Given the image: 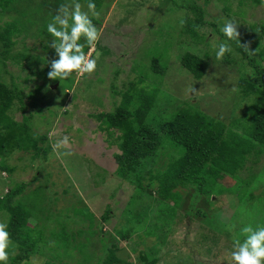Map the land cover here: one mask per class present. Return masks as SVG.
<instances>
[{"label": "rangeland", "instance_id": "374dc122", "mask_svg": "<svg viewBox=\"0 0 264 264\" xmlns=\"http://www.w3.org/2000/svg\"><path fill=\"white\" fill-rule=\"evenodd\" d=\"M177 1L95 0L97 10L101 11L100 17L93 19V23L100 31L96 50L101 53V56L97 60L96 71L91 75H73L68 80H47L39 76V80L33 77L30 79L31 83H28L23 82V78L30 71L27 69L23 71L20 67L21 63L18 64L9 59L5 62L4 68L0 67V80L8 84L11 82L18 84L24 89L25 95L35 86H42L41 93L35 98L23 99L24 104L27 105L24 112L14 106L11 113L15 121H21L23 116H27L32 131L46 135L53 151L52 155L46 158L45 165L44 160L39 162L31 158L32 154L23 152H13L2 159V162L13 171L9 177L6 173L0 172V180H4L0 183V195L6 193L8 185L12 187L15 184H27L37 177L32 184L26 185V190L19 197L32 208L35 217L32 220L39 224L38 230L45 234L40 241L39 253L30 258L28 264L69 263V260L64 258L75 260L74 251L82 258L81 253H84L82 247H86L87 255L86 262L83 264H93L105 255L103 244L109 247L114 243L119 250L117 256L129 264H141L138 260L139 254L144 253L150 256L153 250H156L157 255L152 257L159 259L157 264H228L232 234L226 231V226L234 223L238 230L248 223L254 226L257 223L264 224V166L262 164L259 172L254 170L253 174L247 176L248 182L255 180L253 188L245 187L246 193L252 194L250 202L242 200L233 203L230 207L232 197L230 194L227 192L220 194L217 192L218 188L208 191L203 184L199 183L192 188L182 190L183 195H186L188 191L199 194L193 196L196 202L200 194L211 196V203L205 207L200 203L202 200H199L197 207H202L205 211L201 218L192 220L190 223L184 216L178 220L180 221L177 227L179 234L171 238L175 244L162 246L157 244L155 237L145 234L150 225L152 212L148 213L146 221H143L139 228L129 223L133 226L129 240L117 239L113 234V230L117 227L118 229L127 227L132 217L125 216L128 206L125 205L127 194L123 191H118L114 203L110 204L111 191L115 189V183L119 181L116 176L117 179L109 175L116 169L113 155L117 153V150L114 146L109 147L105 142L106 135L98 129V123L92 115L95 112L110 111L113 108L108 87L117 72L120 73L116 81L118 86L134 80L133 77H142L150 68L151 58L162 59V53L175 68L178 67L176 54L177 52L183 54L184 51L179 47L182 40L178 38L184 15L177 9ZM16 2L14 12H8V17L6 15L3 21L18 20L29 37L18 38L12 53H23L26 47L28 55L34 60V62L31 61L35 66H33L34 70L48 71L50 62L55 56L49 46L51 38L46 32V25L64 0H16ZM80 2L85 5V0ZM220 10L221 4L217 0H211L206 7L208 17L222 16ZM259 20H264V8L249 11L245 17L246 22ZM246 25L240 23L237 26L238 32L242 31ZM186 42L190 44L193 51L204 50L200 45L194 44L192 39ZM202 46L205 49L208 48L207 40ZM214 48L215 45L210 49L213 51ZM89 54L95 58L94 51ZM232 57L235 58L236 55ZM238 70L239 66L225 62V56L222 60H216L210 54L208 69L200 81L194 82L189 77L183 76L184 71L169 68L165 82L171 93L180 101L190 100L198 106H196L198 110L220 120L224 117L230 120L235 104L230 89L236 85V79L240 76ZM53 86L56 88L51 90ZM42 93L45 95L43 99L40 97ZM118 100V98L114 99L115 102ZM64 136L69 137V146L56 148L57 141ZM58 152L71 154L58 156ZM99 176H104L105 181H100ZM236 177L238 178V175ZM224 181L226 183L224 187L233 185V183H227L229 179ZM65 183L67 187L64 186ZM36 193L38 197L35 196ZM54 194L57 196L55 197ZM77 197L87 208L85 211H82L85 207L79 208L80 214L74 211L76 205L72 206V202H76ZM215 198L217 201H212ZM184 200L186 201V198ZM194 200L191 202L192 205L196 204ZM188 204L184 208L187 212L190 211L187 208ZM55 205L57 210L54 209ZM107 206L111 208L112 214L117 215V218L113 216L103 224V233L106 239H109L105 243L101 239L98 240L99 237L97 238L96 219L100 220ZM194 212H191L190 218H194L192 216ZM91 217L94 218L95 224L88 222L92 220ZM0 219H4V216L0 215ZM186 225L190 226V229L186 230ZM90 232H96V237H90ZM78 247L82 250H78ZM209 249L211 254L207 255L206 250ZM14 254L15 252L10 256ZM80 257L78 256V261ZM73 263L78 264L77 260Z\"/></svg>", "mask_w": 264, "mask_h": 264}, {"label": "trees", "instance_id": "16d2710c", "mask_svg": "<svg viewBox=\"0 0 264 264\" xmlns=\"http://www.w3.org/2000/svg\"><path fill=\"white\" fill-rule=\"evenodd\" d=\"M210 1H177V9L184 15L182 30L178 35L182 40L179 47L184 51L183 54H176L177 69L162 53V59L151 58L150 68L142 77H133L134 80L118 86L116 81L120 73L117 72L108 87L113 108L92 115L98 123V129L106 135L105 142L117 150L113 155L116 169L109 175L117 177L119 181L111 191L110 204L114 203L118 191H123L127 194L125 205L129 210L125 211V216L132 217L127 227H117L113 230L117 239L129 240L133 231L132 225L139 228L142 222L146 221L148 213L152 212L145 234L155 237L159 245L175 244L171 238L179 234L178 220L184 216L190 223L201 218L205 211L202 207H197L199 200H202L200 203L205 207L211 203V196L202 192L203 195L200 194L197 202L193 196L199 194L194 191H188L186 195L181 193L196 183L203 184L208 191L218 188L217 192L220 194H230V207L238 201H252V194L246 193L245 187L253 188L255 180L248 182L247 176L253 174L254 170L259 172L262 164L264 166V20L246 22L245 17L249 11L264 8V0H217L221 4L222 14L218 17H208L206 7ZM15 5L16 0H0V67L4 68L5 62L10 59L21 63L23 71H30L23 78V82L31 83L30 79L34 77L39 80V76L48 80L49 70L44 72V69H40L36 72L34 60L28 55L26 47L23 53H12L18 38L29 37L18 20L3 21L8 12H14ZM228 20L235 22L237 26L240 23L247 25L239 31L241 46L231 42L232 51L225 54L226 63L239 66L240 76L236 79L237 90L232 92L235 104L230 120H226V117L220 120L198 110V106L190 100L180 101L171 93L165 77L170 68L184 71L183 76L194 82L200 81L208 69L210 54L215 57V48L213 51L210 48L216 45L217 38L224 39L220 28ZM190 39L204 50H191L190 44L186 42ZM206 40L207 49L202 46ZM83 51L87 53L89 47L85 45ZM41 87L35 86L25 95L24 89L18 84H8L0 80V172L6 173L8 177L13 170L4 164L2 159L13 152L30 153L32 159L39 162L44 160V165L46 158L53 153L47 136L34 133L27 116H23L21 121H15L11 113L14 106L24 112L27 105L23 99L35 98L41 93ZM40 97L43 99L44 93ZM115 98L119 99L118 102L114 101ZM99 178L100 181H105L104 176ZM36 179L37 177H34L27 184H32ZM224 179H229L227 183L233 185L224 187ZM2 181L4 180H0V183ZM27 184H15L12 187L8 185L6 193L0 195V215L4 216L0 222L8 224L13 241L11 254L15 252L10 256L9 264H28L30 258L39 253L40 241L45 235L38 230L39 224L32 220L35 218L32 208L19 198L26 190ZM66 185L65 183L64 186L67 187ZM63 193L65 195L66 191ZM35 196L38 197V194ZM193 200L195 205L191 203ZM212 201L217 200L215 198ZM72 203V206L76 205V214H80L79 208L85 207L82 211L87 209L79 197ZM110 204L108 205L111 206ZM186 204L189 212L184 209ZM109 206L104 209L100 220L96 219L97 238L105 243L109 239H106L103 233V224L113 216L117 218ZM54 209L57 210L56 205ZM191 212H194V218H190ZM91 218L88 222L95 224L94 218ZM185 227L186 230L190 229L188 225ZM96 232H90V237H96ZM77 249H84L82 258L74 251L73 258L76 259L72 261L64 258L69 260V263L65 264H74L76 260L78 264L86 262V247ZM103 251L105 255H102V259L93 264H129L117 256L119 250L116 243L110 244L109 247L103 244ZM155 251L153 250L150 256L140 253L138 260L141 264H157L159 259L152 257L157 255ZM206 253L210 255V249L206 250Z\"/></svg>", "mask_w": 264, "mask_h": 264}, {"label": "clouds", "instance_id": "9594fccd", "mask_svg": "<svg viewBox=\"0 0 264 264\" xmlns=\"http://www.w3.org/2000/svg\"><path fill=\"white\" fill-rule=\"evenodd\" d=\"M143 11V10H142ZM101 11L97 10L95 0H64L56 9L46 25L50 39L49 46L54 51L55 58L50 62L47 77L50 80H68L73 73L79 76L91 75L97 69V60L101 53L96 50L100 31L93 23L99 18ZM224 39L217 38L215 58L222 60L226 53L232 51L231 42L240 44L237 25L231 20L220 28ZM82 41V42H81ZM85 45L89 53L95 52V58L83 51ZM246 48V47H245ZM237 89L233 86L230 91ZM69 146V137L64 136L57 141L56 148ZM70 152H58V156L70 155ZM231 233V250L228 252V264H264V224L251 223L242 225L238 230L234 223L226 226ZM13 241L8 231V224L0 222V264H9Z\"/></svg>", "mask_w": 264, "mask_h": 264}, {"label": "water", "instance_id": "95a60500", "mask_svg": "<svg viewBox=\"0 0 264 264\" xmlns=\"http://www.w3.org/2000/svg\"><path fill=\"white\" fill-rule=\"evenodd\" d=\"M56 88V86H53L51 89H55Z\"/></svg>", "mask_w": 264, "mask_h": 264}]
</instances>
